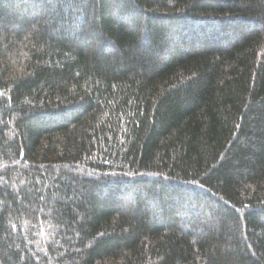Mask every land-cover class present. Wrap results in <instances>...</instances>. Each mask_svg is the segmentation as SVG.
I'll list each match as a JSON object with an SVG mask.
<instances>
[{"label":"trees","instance_id":"16d2710c","mask_svg":"<svg viewBox=\"0 0 264 264\" xmlns=\"http://www.w3.org/2000/svg\"><path fill=\"white\" fill-rule=\"evenodd\" d=\"M0 264H264V0H0Z\"/></svg>","mask_w":264,"mask_h":264}]
</instances>
